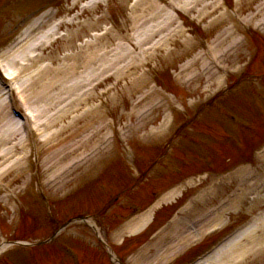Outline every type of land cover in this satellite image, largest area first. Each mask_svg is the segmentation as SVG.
<instances>
[{"label": "rangeland", "instance_id": "obj_1", "mask_svg": "<svg viewBox=\"0 0 264 264\" xmlns=\"http://www.w3.org/2000/svg\"><path fill=\"white\" fill-rule=\"evenodd\" d=\"M22 1L23 2L21 5L16 4L18 6V9L16 10L17 12L15 14L22 16L21 18L23 19L18 20L19 22H21V25L18 27L20 30H30V38H36V34L41 33V30L45 27V25H51L57 17L65 19L66 17H69L70 15L76 12H72V10L68 9L70 8L72 0ZM132 1L133 0H110L108 3L103 2L104 5L99 4L96 8L90 10L91 12H88L79 19L74 20L75 22L78 20L84 30L81 31L80 25L75 22L71 25H66L62 28V30L67 32L68 35L63 41H58L55 44L48 46L46 49L43 48V45L40 47L41 54H45L41 63H49L53 67H55L53 72L57 75L56 77L59 83L57 95L60 96L59 102L62 101V103L65 104L71 99L70 97H72L73 95L70 91L72 89L73 81L78 80V77H81L84 71H82V68L73 67V61L69 59V53L74 50L79 51L74 49V45H78V43L81 42L82 39L87 38L89 36L90 32L95 31L93 30L95 29L93 27L94 23L97 24L96 27L100 32H103V30L107 27L110 28L111 31H108L106 33L107 35H103L101 45L104 46V49L107 52L113 53V51L116 49H114V42H116V44H120L119 46H117V50L115 51V57L117 56V60L119 59L118 63L115 59L116 64H118L117 70L119 71V73H117V76L114 75L110 79H107L104 83H101L97 88H95L94 96L86 99V101H88L89 103L91 102V104H96L100 102V105L103 106L102 109L104 111V114L102 115L104 126L103 137H100L99 140L95 143L96 146L101 147V151L98 150V153H91L90 150H88L87 154L89 155V157H91V155H93L94 153L95 155L92 156L94 157V159H92V161H89L87 165L92 167L95 163H97V158H99L97 156L102 157L101 160L107 159L106 157L108 156L112 157V159H107L108 162L106 164L105 169L101 173H98L99 179L97 178L98 174L93 176V173L95 171L94 168L92 169V174L89 175L90 179H88V177L86 176L89 174L88 171L87 173L82 174L79 178H77L76 175L73 181H69L65 185L53 186L52 182L50 181V175L58 166L53 163L54 161H57L58 154H55L54 157L53 154L56 149L60 150V147H58L57 144L55 145L54 149L52 146L55 142H49L48 140H46L48 146L51 148L52 151V158L49 160L48 156L44 155V152L40 153L43 146H40V143H37L35 147H37L39 151L35 152L34 148H32L31 154L29 155L30 159H28V166L26 168L29 169V171L24 170L21 175H19L17 171H11L10 173L5 172L0 176V182H2L3 185L7 186V190L5 192L9 194L11 192V194H15L18 190H20L19 194L17 195L18 197H21L22 201L24 200V206L21 210V214H17L16 211H14V213L11 211L13 203H15L14 201L12 202V200L10 199L11 195L7 201L4 200V202H0V244L3 240L7 238L11 239L16 232L21 236L26 235L31 239H40L46 237L49 235L52 230V227L56 224V222H59L61 219L66 218L67 213L63 209V203L65 202L62 203L60 200V202H58L54 207L53 204L56 201L52 205H46L45 202V205L41 203L40 205H38L37 201L39 200V198L27 196L23 197L25 196V192L29 191V187L32 188V190L36 193L43 192L40 188H38L39 183H42L46 185L44 186L45 188L41 187L44 191H46V194H51L49 196L60 195L62 196V198L66 197L69 193H71V191L77 188L78 192L70 194V196L67 197V200L69 201L71 199L72 201H74V206L81 210H83L82 203L86 204V202H83V198H93V196L95 195L93 189L98 190L96 186L98 181L103 182V184L104 182H110L113 183L118 189L125 190L127 185H130V182L126 177L123 176H128L131 172L135 174V169L137 167L144 168V162L139 163L141 162L139 157L141 154L148 155L150 151H147V147L152 149H158L160 145L165 144V141L174 137V128L177 126V124L184 120H189L191 116H193L194 119V114L197 115V113L202 108L211 106L207 103V101L210 99L209 97L214 94L213 92L217 90L219 85L229 83V81L225 79V76L224 78L221 76L222 74H224L222 73L223 70H226L228 72H230V70H232L231 72H235V70H240L245 65H243V63L245 59L247 60V55L250 54L249 51H251L254 47L257 49V52H259V54L262 53L264 55V38H262L261 35L258 33V35H251V33L248 32V29L246 30L244 35H242L243 33L239 35L240 39L244 40V42L242 41V43H232L227 41L225 43H219L216 40V46H214L213 39L218 34L222 35V33H219L222 28L216 27L210 33H208L214 27L212 26L205 33L203 31L201 35L196 34V28H201V23H203L204 25L205 22L211 17H207L205 20L197 19L198 21H200V23H196L198 21H194L190 17H195L196 13L189 11L183 13L184 9L180 7V10L182 11L175 10V12H172L174 17H176L175 23L171 24L169 27H165V24H163L164 27L162 30H165V32L162 33V35H165L166 33L168 34V41L167 43L164 42L165 51L167 53L166 55H171V59H169V62H167L166 65L165 63L163 64V69L156 71L160 72V74L156 75V81L159 84L158 86L161 87L163 90H159V87L157 86L151 87V81L154 82L155 75L154 73L149 75V65H154L156 62V58L154 57L152 60H150L148 65L145 64L146 60L144 59L145 57L143 56L142 52L144 50L141 49L143 46H140V42L142 40L138 39L140 37V35L138 34L141 33V29L146 27L153 30L154 33L157 34L158 27L150 26L154 23L153 21H146V23L144 22L145 24L143 23L140 25L141 28L139 26H133L131 24V20L129 19L130 9L133 6L131 5ZM153 1H155V5L160 3L157 6L158 8H165L166 3L170 4L168 1L180 3L181 0ZM188 1L189 0H184L182 4L186 2L188 4ZM227 1L229 3L230 9L233 8L235 0ZM53 10H56V12H51ZM75 10H77V8ZM48 11L53 15L50 16L49 13L47 14ZM220 11H222V8L219 9V12ZM250 11H253L254 15H256V19H253V26L256 28V31L263 34L262 32H264V8L257 7L256 3H252L247 7L243 8V14L241 15L246 16L248 18V15L251 14L249 13ZM44 14H46L44 22H40L38 18L40 16H43ZM97 17L100 18L99 20L95 21ZM1 18L2 17H0V19ZM15 21H13V23ZM37 21L41 24H39L40 26H38V28L36 29L34 23ZM2 22H4V20ZM180 22L184 24V26L180 25L182 27V30L176 32L175 35L170 36V31L175 30L177 24ZM256 24H259V27H256ZM133 35H135V39H130ZM155 39V37H152V40L146 41L145 44H149L155 41ZM93 40L94 38H91L90 42H94ZM133 43L137 46L133 45ZM164 44L161 43V45ZM209 45H211V49H208ZM168 50L172 54H168ZM181 50L183 51L181 52ZM165 51H162V53H165ZM156 54H159V52H157ZM79 55H81V52H79ZM215 56H217L216 60H213ZM50 58H53V60H51ZM135 61L139 64V67L132 65L131 67L125 66L129 62ZM141 62L144 63L143 67ZM174 69L178 71L173 73ZM253 69H259V67L256 65L255 67L251 68V71ZM131 70H134L135 72L142 71L144 74L142 73L133 75L130 72ZM105 73L106 74L104 76H107L108 74H113V71L106 68ZM176 73L182 74V78H177L178 76ZM91 83L88 84V86L91 85ZM165 89L166 91L167 89L170 90L172 94L166 93ZM30 93L31 92L27 87V95L31 96ZM191 96L193 101H189L188 104L187 102L188 100H190L189 97ZM75 100L76 98L73 99V102L70 101L72 103L69 102V104L66 106H75V110L76 105L81 104L76 103ZM29 101H31L32 107L33 99H30L29 97ZM59 102L57 101L55 103V107H53L55 104L52 105V107L48 106L50 108V113L53 111V116L56 115L57 109L60 106ZM214 102L217 103L218 99H216ZM222 104L226 105L228 109L233 112H235V110L238 111L241 115H243V117H245V119L249 120V122H252L255 125H263V111L257 112L253 109L252 111H249L251 108L244 109L243 106L246 104V101H243L241 104L236 105L230 104L227 101H222ZM212 106L214 107V104H212ZM169 109L172 111V113L169 112ZM213 109L212 112L208 111L210 114L207 116L209 117V120L205 118V120L203 121V126L195 127V130H189V132L193 131V133H189L191 137H187V140H185L183 144L180 141L176 142V150L173 151L172 157H182V154H177V149L179 145H183V148L187 150V154L189 153L190 156L194 157L196 160V162L192 164L189 163L190 161L187 162L186 174H193L197 173L198 171L201 172V170L205 171V168H207V162H210L209 159H211L212 157V151L214 150V148H219V150L221 151L220 155L214 153L218 155L219 158L225 155L226 157H231L232 163L235 162L233 154L230 153L231 149L226 146H223L222 144H220V142H222L221 139L224 134H234V130L236 129L242 132V129L231 127V124L229 122L226 123L223 120L224 118L222 117V115L218 114V109ZM69 111L70 113L65 112L63 119L61 121L60 119H58L56 124L60 122L61 124L66 125L67 121L70 119L69 117L74 114V112H71V109ZM43 114L46 113H41V115ZM167 114L169 118H173V121H170L171 126L169 127V129L166 128V131H163L162 129L165 130V124L163 122L165 121V117L167 116ZM42 119H45L44 116H41L39 120L43 121ZM91 119L92 115L88 114L87 117H81L78 121L70 120V122L72 127H76L77 125H82V121H90ZM109 119L113 121V125L115 128L114 131L110 130L111 126L108 125V123L111 121ZM104 120L107 125H105ZM211 120L217 122H222L223 120L227 124L223 125V129L226 133H223L218 126L212 125ZM190 123L191 121H188L186 124L183 123L182 125H180L179 130L182 131L183 128L187 124L189 125ZM43 126L45 127L43 131L44 136L47 137L49 132L52 131L53 128H51V126L50 128H47L45 125ZM57 127L58 126H55V128ZM192 127L194 128L193 125ZM113 135L114 137L111 138V136ZM73 137L74 135L70 136L69 138H67L66 141L71 151V160L76 157L74 154L72 155V153L76 152V147H74L73 144ZM201 140L205 141L204 145L203 143H198L202 142ZM3 147L6 149L4 144ZM14 153L20 155L21 151H14ZM151 154L154 155V152H151L149 155ZM195 154H198V156H196ZM247 154L250 155V159L252 162V153L250 152ZM32 158L41 160V165L43 161V165L45 166V172H40L39 169L35 170V168L32 167V165L36 163L32 160ZM205 162L206 167L204 164ZM3 165V162L0 160V169ZM208 169H210V171H207ZM219 170L220 169L213 167L207 168L206 179H212L211 173H218ZM81 171L84 172V167L78 169L77 171H73V174H71L69 177H73L75 174H79ZM107 172H110L112 175L110 176ZM68 173H70V171ZM29 176L31 178V181L28 180V184L25 185V187L21 190L22 181L27 180V178L29 179ZM159 176L160 175L154 177V181L156 180L155 184L158 187L166 185V183H164L163 185L159 184L160 181L157 180L159 179ZM150 177L153 178V176ZM197 177H199L200 179ZM204 177L205 176L200 177L196 175L194 177L185 178L184 180H182L183 189L182 191H180V194H178L174 198L176 207L181 206L183 203L187 202L193 196L199 194L201 191H203V189H205L206 184L203 183ZM46 178H48V180L44 182ZM190 179L192 181L188 182L189 187L187 188L185 183ZM235 181L236 179L231 182ZM229 185L230 184L221 187L220 184L219 187H212L213 189H215L214 193L218 190L219 192L215 193L214 197L210 199H205L204 201H207L206 203L195 201L192 206L185 210L187 211V213L185 215H181L179 221L174 225H171L170 230L165 227V233L163 235L159 234L161 236L157 243L154 241H156L155 238L159 235H156L155 237L153 236V231H155L154 221L156 220H154L153 223L147 226V223H145V229H143L142 226L130 230L128 234L131 237L127 239L126 244L132 245L138 240L139 241L136 244L135 249L133 250L134 252L130 255H127V251L125 250L126 247L124 245L120 246L123 249L124 254L127 255V264H168V262L171 261L172 263L170 264H179L184 261L185 258L187 259L191 257V254H194L200 249H203L205 246H207L209 242L212 241L213 237H216L218 234L226 232L227 229L229 230L232 227L231 225H233V223H238V225H241V223L245 222V219L248 220L251 217L254 218L256 223L261 222L262 219L257 220L256 216L258 215L259 211L264 208V202H262L263 205L260 206V204H257L258 201H253L254 203H256L254 206L252 205V203L248 205L244 203L243 206L239 205L238 211L240 209V215L234 218L233 220L231 219V224H226V219H224L223 221L221 220L222 222H220L218 225H214L216 221L213 220L211 224L207 226L209 228H207L206 231L202 230L203 232L201 231V234H199L197 238L192 236L191 231L193 226L191 227L192 220L190 218L199 216V213H202L205 210L204 208L210 206V203L216 200L220 191H227V187ZM238 189L240 190L239 187ZM209 190L210 187L206 192H208ZM210 194L211 193H208V195ZM0 197H2V194H0ZM136 201L137 199L132 198L133 203L137 204ZM257 205L259 207H257ZM121 206L122 207L120 209L115 207L111 209V211L119 210V214L124 213L128 209L129 204L127 205L124 199L121 203ZM45 207L46 209L51 208V210L53 207L51 218L47 220H44L42 218V211L45 210ZM169 208L170 207H167L163 211H165L166 213V211H168L167 209ZM243 209L247 213H245ZM262 214L263 213L261 212L260 215ZM225 216H228L226 211ZM111 221L112 220H108L104 222L102 226V230L104 232L100 230L102 235L106 232L108 233V237H111L113 226H108ZM137 232L142 233L139 236H135ZM251 233H246L245 235L241 236L238 240V244L248 245L249 241H247L246 235L248 236V234L250 235ZM86 234L87 235H82L81 237L78 236L76 238H72L70 239V241L67 240V237H71V235H67L64 237V242H70L72 243V246L73 244H75L81 256L83 252H86L89 256V251L93 245L94 232L88 227L86 228ZM257 234L264 235V230L260 229ZM125 235L126 234L122 233L121 237H115L112 242L118 244L122 237H124ZM171 235H177L180 238L184 237V240L183 245H181L180 247H176V251L173 250L168 253L166 252L167 247L163 245V241H166V239ZM200 238H202V243L199 244L200 246H202H199L200 249L195 248V245L191 246ZM146 247L149 250L145 251V253L142 254L141 252H143V249L145 250ZM185 248H189L188 251L190 252L186 256L180 258V256H182L181 252L185 250ZM139 251L142 255L137 257ZM231 252L232 249L230 247H225L223 253H226L228 255ZM45 258L46 259H44V261L42 260L43 263L53 264L54 262L55 264H57V261L51 260L49 256H46ZM218 258L215 259V261H217ZM90 259L91 257L87 258L86 260L85 257V264L95 263L93 259ZM229 260L231 262L229 264H264V243L260 244L259 247H251V250L249 252H246L245 254H239L235 256V258H230ZM15 261L18 262L19 260L15 258ZM97 261H99V258H97ZM30 264H34V262L32 261ZM106 264H110L109 260H106Z\"/></svg>", "mask_w": 264, "mask_h": 264}, {"label": "bare ground", "instance_id": "obj_2", "mask_svg": "<svg viewBox=\"0 0 264 264\" xmlns=\"http://www.w3.org/2000/svg\"><path fill=\"white\" fill-rule=\"evenodd\" d=\"M196 3H199L198 5H200V8H198V11L200 13H204L205 15L211 14L213 12V9L216 6L214 2L205 3L204 0H195V4ZM157 6L158 5L151 3L149 0H142L141 3L139 1L136 4V7L132 10L131 15H130L132 19L131 20L132 25L140 27L141 25L140 23L143 20L154 21L159 26L160 30H162L164 27L163 24H165L167 21H165V14L163 13V10L161 8H158ZM206 9H210L211 11L206 10ZM160 19H162V21L165 23H163ZM143 29H141L140 36H143L146 39L149 37V35L147 34L149 33L151 34L152 31L147 29V31L144 33ZM225 33L228 37L230 36L228 32H225ZM101 41L102 40L97 39L94 44L92 43V44L87 45V48H89L90 50L86 52L87 53L86 57L85 56L83 57V60H82L83 63H81V60L77 53L69 54V59L73 61V67L82 68V71L83 70L84 71H83L82 76L78 77V80L73 81L72 89L70 90L73 95L72 97H70L71 99L68 102H66V105H68L70 101L73 102L74 98H76L75 100L76 103H82V104L85 99L90 98L93 95L91 88H88L86 90L87 94L84 95L85 98H82L81 95L79 96V92L81 91L80 89L84 86H87L90 82H92L95 79H99V81H97L98 85L101 84L100 79L103 78L104 75L106 74L105 73L106 68L112 70L113 75L117 76V73H119V71L117 70L118 64H116L117 56L115 57V54H112L113 55L112 56L106 53L104 51V46L101 45ZM153 48H155V46ZM28 59L29 57L27 54H24L22 56L23 61H27ZM50 59L53 60V58H50ZM118 62H119V59L117 60V63ZM131 64L132 62L127 63L125 66L131 67ZM54 68L55 67H53L52 65L49 66L48 64L43 65V66L41 65L38 68V71H36L37 73L35 74V76L34 77L31 76L30 79L28 80L27 86L31 92L30 93L31 96L29 95L28 97H30V99L31 98L33 99L32 106L34 107V110L37 113L39 112V116L43 112L49 113L50 108L48 106L52 107V105H54L57 101L59 102L60 96L57 95L59 83L57 81V77H56L57 75L53 72ZM47 72L52 73V74H49L50 76L47 77L48 75ZM111 75L112 73L109 74V76ZM60 102H59L60 106L57 109L56 115L53 116L54 113L46 114V119H45L46 127L50 128L51 126V128H53V130L50 131L48 134V139L50 138L54 142L56 141V145L58 144V147H60V150L56 149L53 154V157L55 156V154L56 155L58 154L57 161L53 162L55 165H58V167L52 172L50 176V181L52 182L53 186L65 185L67 182L73 181L72 179L73 177H69V176L73 174V171H76L82 168L88 161L87 154L84 155V152L79 153L75 158L71 160L72 158L70 156L71 151L66 141H67V138L72 136L75 131L77 132L73 138L75 139L77 150L79 147L80 151L86 148H90V150L94 151L95 153L98 150L101 151L100 146L93 145V143H96L97 141V139L94 136H96V134L99 132L98 129L94 128L95 133H96L94 134V136H92L89 133L84 134L85 132L82 135H80V132L83 131L87 126L93 127L92 123H86L85 125L78 126L77 130L73 129L70 121L69 122L67 121L66 125H63L60 122L56 124L58 119H60V121L63 119L65 112L70 113L69 111L70 109H71V112L75 113L73 119L76 121H78L81 117H83L87 113V110L81 107L80 104L76 105V109L74 110L75 106L67 107L65 104L62 103V101ZM55 106L56 104L53 107ZM91 108L92 107H89L88 110H90ZM55 126H58V127L55 128ZM7 133H12V130H10V127L7 129ZM51 158L52 156L50 157V159ZM261 161H262V166H261L260 171H258L257 169H253V168L247 170L249 174H247L248 172L246 173L245 179H246V183L249 185L247 187L248 191H256L259 187L262 190H264V181L261 180V178L264 177V154L261 156ZM69 171H72V172L68 173ZM237 198L238 196H235V198L231 200L228 203V205L218 210L216 215H212L211 217L208 216L209 217L208 220H206L201 225L195 226L192 230V236L197 237L199 234H201L202 230L206 231L207 228H209L207 226L211 224L213 220H218V218H220L224 210H227L228 208L235 209L237 207L236 206ZM256 198L259 202L263 200V196H257ZM203 203H205V201H203ZM251 203L253 206L256 204V203H253V201H251ZM257 207L259 206L257 205ZM260 213L261 212L258 213L257 220L262 219L261 222L259 223L252 222L250 227H247L246 229L239 232L238 237L241 236V234L252 232L250 236L246 237L247 241H249L248 245L238 244V239H236V241L233 244L228 246L232 249V252L228 255L222 256L220 259V263L218 262L219 264H229L230 258H235V256L239 254H245L246 252H249L251 250V247L252 248L259 247L260 244L264 242V235L257 234V232L260 229L264 230V211L262 215H260ZM214 225H218V223H215ZM214 263L217 264V261H215Z\"/></svg>", "mask_w": 264, "mask_h": 264}]
</instances>
